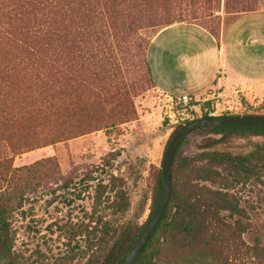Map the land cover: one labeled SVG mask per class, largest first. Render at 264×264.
Segmentation results:
<instances>
[{
	"label": "trees",
	"instance_id": "16d2710c",
	"mask_svg": "<svg viewBox=\"0 0 264 264\" xmlns=\"http://www.w3.org/2000/svg\"><path fill=\"white\" fill-rule=\"evenodd\" d=\"M85 1L90 2L0 0V150L10 153L7 158L0 153V264H22L23 258L13 250L14 231L9 219L18 210L23 214L22 208L29 201L27 194L49 183L55 185L50 190L49 203L60 201L67 207L84 201L89 191H93L97 202L105 192L113 193L112 222H103L99 217L88 224L59 228L75 242L69 250V260L102 264L110 252L111 262L121 264L142 230L121 223L119 218L127 212L129 200L119 189V178L108 170L118 157L116 152L109 154L105 167L95 173L98 176L89 174L85 181L65 178L53 158L13 166L17 156L116 127L134 115L125 86L112 83L108 77L104 82L94 78L95 56L91 49L84 53L81 49L79 41L86 39L88 46L97 41L92 33L86 34L92 28L93 11L86 14L83 30L80 9ZM256 34L264 37V17H259ZM241 102L247 104L243 99ZM197 105L190 97L189 106ZM205 106L208 103L202 104ZM204 136L264 138V129L205 126L183 140L172 163L168 206L134 264H232L230 238L225 234L244 233L247 227L242 220L247 219L246 213L237 199L222 191L234 181L223 179L211 167L247 175L254 159L264 162V143L257 144L249 155L202 152L182 156V149L191 139ZM206 182L224 188L211 190L201 185ZM160 188L161 170L153 190V204ZM13 202L15 209L11 207ZM36 253L37 257H45L41 251ZM254 253L255 258L243 264H264V256L256 248Z\"/></svg>",
	"mask_w": 264,
	"mask_h": 264
},
{
	"label": "rangeland",
	"instance_id": "374dc122",
	"mask_svg": "<svg viewBox=\"0 0 264 264\" xmlns=\"http://www.w3.org/2000/svg\"><path fill=\"white\" fill-rule=\"evenodd\" d=\"M89 11H93V21L86 34L92 33L98 42L88 46L86 39L79 41L81 49L83 53L91 49L95 56L94 78L104 82L108 77L112 83L125 86L134 115L129 122L116 127L17 156L13 166L53 158L65 178L85 181L89 174H99L109 154L116 152L118 157L108 170L119 178V189L129 200L127 212L119 218L121 223L143 227L156 203L153 204V190L164 151L178 126L202 118L204 109H212L215 116L264 115V100L247 105L238 98L234 102L214 104L213 108L210 104L202 107L201 103L190 107L180 102L182 95H170L156 88L178 80L179 75L175 69V45L169 43L166 48L161 41L157 43V36L172 25L186 24L217 37L241 15L254 13L264 17V0H90L80 9L83 30ZM163 40L166 42L167 37ZM261 143H264L261 137L204 136L191 139L182 149V156L202 152L249 155ZM2 152L3 157L10 156L8 151L0 150ZM197 165L204 166V163ZM211 168L234 183L227 189L213 182L201 185L211 190L224 188L222 191L237 199L246 213L247 219L242 220L246 231L225 234L230 238L232 264H243L255 258V248L264 256V162L254 159L247 175L231 174L223 167ZM76 184L80 187L78 182ZM54 188L55 185L49 183L27 194L29 201L22 208L23 214L18 210L9 219L14 231L13 250L23 258L22 264H79L68 259L75 242L59 228L88 224L99 217L103 222L115 219L110 205L113 193L105 192L98 204L93 191H89L84 201L67 207L60 201L49 203L50 190ZM11 207L15 209V202ZM94 224L91 223V227ZM38 251L45 257H37ZM102 261V264H113L110 252Z\"/></svg>",
	"mask_w": 264,
	"mask_h": 264
},
{
	"label": "crops",
	"instance_id": "0c3cea01",
	"mask_svg": "<svg viewBox=\"0 0 264 264\" xmlns=\"http://www.w3.org/2000/svg\"><path fill=\"white\" fill-rule=\"evenodd\" d=\"M258 15L239 16L217 37L186 24L161 31L157 43L166 48L175 45L179 75L178 80L156 88L211 107L238 98L248 105L264 100V37L256 34Z\"/></svg>",
	"mask_w": 264,
	"mask_h": 264
},
{
	"label": "water",
	"instance_id": "95a60500",
	"mask_svg": "<svg viewBox=\"0 0 264 264\" xmlns=\"http://www.w3.org/2000/svg\"><path fill=\"white\" fill-rule=\"evenodd\" d=\"M205 126L263 128L264 115L213 116L191 120L183 124L171 137L163 154L161 163V188L155 206L147 221L121 264H134L160 222L170 199L171 168L177 149L193 131Z\"/></svg>",
	"mask_w": 264,
	"mask_h": 264
},
{
	"label": "built area",
	"instance_id": "2783aa9c",
	"mask_svg": "<svg viewBox=\"0 0 264 264\" xmlns=\"http://www.w3.org/2000/svg\"><path fill=\"white\" fill-rule=\"evenodd\" d=\"M180 102L183 104V105H188L189 104V98L188 96L184 95V96H181L180 98ZM205 111V114L208 116V117H213L215 116V112H213L212 109H204Z\"/></svg>",
	"mask_w": 264,
	"mask_h": 264
}]
</instances>
